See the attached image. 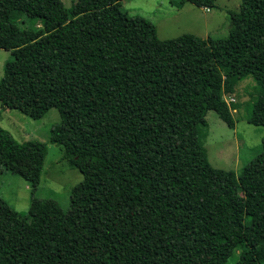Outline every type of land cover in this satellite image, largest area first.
Here are the masks:
<instances>
[{
    "label": "trees",
    "instance_id": "1",
    "mask_svg": "<svg viewBox=\"0 0 264 264\" xmlns=\"http://www.w3.org/2000/svg\"><path fill=\"white\" fill-rule=\"evenodd\" d=\"M190 1L213 7L216 0ZM229 33L161 39L122 0H0V48L11 51L0 101L61 121L50 142L84 179L70 208L34 197L26 214L0 197V264H264L262 151L237 174L213 166L203 137L225 95L256 81L248 122L264 127V0L229 10ZM48 153L0 126V167L40 182Z\"/></svg>",
    "mask_w": 264,
    "mask_h": 264
},
{
    "label": "rangeland",
    "instance_id": "2",
    "mask_svg": "<svg viewBox=\"0 0 264 264\" xmlns=\"http://www.w3.org/2000/svg\"><path fill=\"white\" fill-rule=\"evenodd\" d=\"M71 7L76 0H62ZM241 0H216L213 7H199L190 1L177 7L171 0H122V6L131 15L149 19L161 39L175 38L193 33L206 38L209 35L225 37L229 33V10H238ZM11 51L0 48V79ZM253 78L239 82L235 94L225 95L230 103L238 107L233 110L236 124L229 127L215 110L207 113L208 126L203 137L208 157L213 166L234 170L237 174L262 151L264 127L247 120L250 108L246 104L256 85ZM61 121L56 107H51L40 119H34L19 110L5 109L0 101V126L7 130L19 143L42 140L48 145L40 182L35 188L26 173L15 171L6 161L0 167V197L5 199L19 213L26 214L34 197L57 201L64 210L70 208V195L74 186L84 176L79 169L63 158V147L50 142L51 129ZM239 251H235L227 264H235Z\"/></svg>",
    "mask_w": 264,
    "mask_h": 264
}]
</instances>
